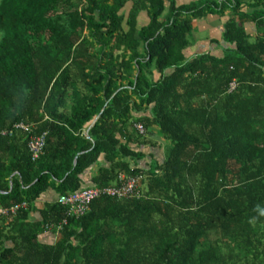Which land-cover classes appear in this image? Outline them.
I'll return each mask as SVG.
<instances>
[{"label":"trees","instance_id":"trees-1","mask_svg":"<svg viewBox=\"0 0 264 264\" xmlns=\"http://www.w3.org/2000/svg\"><path fill=\"white\" fill-rule=\"evenodd\" d=\"M245 1L0 0V131L46 133L35 160L29 134L0 139V211L27 204L0 213V264H264V0ZM227 8L222 55L186 59L194 20ZM121 173L138 199L37 204Z\"/></svg>","mask_w":264,"mask_h":264},{"label":"crops","instance_id":"crops-1","mask_svg":"<svg viewBox=\"0 0 264 264\" xmlns=\"http://www.w3.org/2000/svg\"><path fill=\"white\" fill-rule=\"evenodd\" d=\"M205 0H164L165 6H170V3L173 2L175 6L180 5H187L192 3H200L204 2ZM213 1V0H210ZM247 3V6H245L243 9L247 10V8L250 6L248 4V0L245 1ZM253 2H256V0H253ZM130 8V6H129ZM128 8V10H129ZM230 9H226L225 13H217V12H210L206 15H202L194 20L193 27L194 30L191 33L190 41L188 47L184 50V55L186 59H192L196 56H201L203 54H210L215 57H220L222 55L223 48L226 47V44L223 40V31L225 24L229 18ZM137 24L138 27L145 26L149 23L150 19L148 17V13L146 11H141L137 18ZM255 25L252 22H246L245 23V29L246 31L253 37L256 34ZM94 124V122L91 124V126ZM88 134V131L86 132ZM152 140H156L159 142H162L161 138L157 136L156 133H149L148 135ZM133 147H135L133 145ZM143 150L145 151L146 159L142 160V164H146L151 159L149 156L150 149L148 146H143ZM156 157L158 159L162 158L163 153L156 151L155 153ZM103 162V155H101L98 159V164L102 165ZM98 164L93 165V167L90 169V172L88 173L87 177H90L91 174L93 175V172H95L98 168ZM87 187H94V186H87ZM58 195L52 191L49 190L44 194L42 198H40L37 201L38 206H43L46 202H53L56 201ZM39 213L34 212L32 214V219H39ZM58 234L47 232L44 233L41 237V240L46 243H51L57 239Z\"/></svg>","mask_w":264,"mask_h":264},{"label":"built area","instance_id":"built-area-1","mask_svg":"<svg viewBox=\"0 0 264 264\" xmlns=\"http://www.w3.org/2000/svg\"><path fill=\"white\" fill-rule=\"evenodd\" d=\"M237 82L232 80L229 83V91L236 89ZM139 134L143 135L146 133L145 128L142 124L138 123L135 125ZM31 126L30 124L19 122L16 123L13 128L9 130H2L0 131V139L5 136H12L15 132H22L29 134L27 147L30 153V156L33 160L38 159L39 156L42 154L45 144H46V133L40 134H31ZM143 176L142 175H126V174H119L118 175V185L116 186H106V187H86L79 189L74 192H69L63 195L58 196L57 201L67 207V214L69 216H82L84 215L89 209L90 205L93 200L102 196L108 195L111 197L116 198H136L138 199L141 196V181ZM27 204L25 202L21 204H16L9 208L1 209L0 213L2 216H9L16 214V212L20 208H25ZM67 220L63 219L62 222L58 224H51L48 226V229L56 228L59 232L62 226L66 224ZM56 234H58L56 232Z\"/></svg>","mask_w":264,"mask_h":264},{"label":"rangeland","instance_id":"rangeland-1","mask_svg":"<svg viewBox=\"0 0 264 264\" xmlns=\"http://www.w3.org/2000/svg\"><path fill=\"white\" fill-rule=\"evenodd\" d=\"M253 38V37H252Z\"/></svg>","mask_w":264,"mask_h":264}]
</instances>
